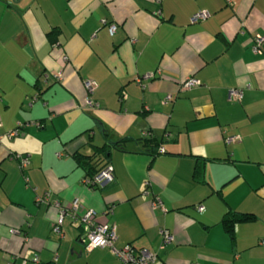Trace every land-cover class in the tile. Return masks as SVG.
<instances>
[{
  "label": "crops",
  "instance_id": "obj_1",
  "mask_svg": "<svg viewBox=\"0 0 264 264\" xmlns=\"http://www.w3.org/2000/svg\"><path fill=\"white\" fill-rule=\"evenodd\" d=\"M105 128L128 140L110 149L113 180L92 187L74 155ZM74 199L114 225L116 248L157 252L152 264H264V0H0V264H123L87 250L69 216L54 232L53 201ZM227 212L256 218L230 237Z\"/></svg>",
  "mask_w": 264,
  "mask_h": 264
},
{
  "label": "built area",
  "instance_id": "obj_2",
  "mask_svg": "<svg viewBox=\"0 0 264 264\" xmlns=\"http://www.w3.org/2000/svg\"><path fill=\"white\" fill-rule=\"evenodd\" d=\"M208 12L206 11H197L192 16V20L196 21L198 19H203L208 16ZM115 25H110L109 31L113 33L115 31ZM254 49L258 50L260 42L262 41V37L258 36L255 39ZM152 76V73H147L145 77ZM57 77H61V73L57 75ZM84 87L88 93L92 92L97 83L93 80L87 79L83 81ZM200 84V81L194 77H189L183 82L184 88H190L193 86H197ZM170 97V96H169ZM242 97V90L239 88H232L229 91V99L232 101L240 100ZM85 103L88 107H94L97 103H95L89 96L85 98ZM23 123H18V126H24ZM17 134V129H14L8 132V137L14 136ZM145 132L143 136H146ZM239 140V137H228L226 141H236ZM160 152H163V148L160 149ZM15 158L19 160V167L21 169L25 168L29 162L27 156L15 155ZM114 178L113 167L110 164L105 165L101 168L97 173L92 176H88L86 178L87 185L92 187H102L107 183L111 182ZM38 202L48 201V197L37 198ZM53 205L58 209V215L53 223V230L56 233H62V224L65 217L69 216L72 219L79 221L80 225L83 228V243L87 250H91L95 247H103L109 246L113 249V251L117 254V256L121 259L123 264H152L155 262L157 258V252L150 250L148 248H139L137 249L131 243L124 245L121 248H116L114 246V242L116 240L115 227L113 224L108 222H99L96 220V212L94 209H87L82 215L78 213L79 209V201L78 199H74L70 205L62 206L58 201H53ZM157 206H162L161 203L156 204ZM197 208L199 210L203 209L202 205H198ZM13 232H18V229H13ZM162 236L164 242H170L174 239V236L168 231L162 230ZM37 257L34 258V261H37ZM57 260V255L54 257ZM8 264H15L12 261L8 262ZM24 264V261L23 263Z\"/></svg>",
  "mask_w": 264,
  "mask_h": 264
},
{
  "label": "trees",
  "instance_id": "obj_3",
  "mask_svg": "<svg viewBox=\"0 0 264 264\" xmlns=\"http://www.w3.org/2000/svg\"><path fill=\"white\" fill-rule=\"evenodd\" d=\"M109 135H110L109 131L106 128L103 129V139L105 141L101 146H94V152L90 155H86L82 153H76L74 155L77 163L82 167L87 168L88 170L87 173L89 174V176L94 175L105 165L109 164L107 162V159L109 157V152L111 148L122 149L124 144L128 140L127 138L110 139L108 138ZM152 141L153 140H151L149 136H143V140H141L140 143L143 146H148V144H151ZM14 156L15 154L12 155L13 158H15ZM93 161H95V163ZM196 170H198V166L196 167ZM255 218H256L255 215L252 213L227 212L222 218L221 222L224 228L226 229V231L228 232V234L230 235V237H233L234 227L237 223L247 222L250 220H254Z\"/></svg>",
  "mask_w": 264,
  "mask_h": 264
},
{
  "label": "water",
  "instance_id": "obj_4",
  "mask_svg": "<svg viewBox=\"0 0 264 264\" xmlns=\"http://www.w3.org/2000/svg\"><path fill=\"white\" fill-rule=\"evenodd\" d=\"M83 238H84V236H83ZM82 241H83V239H82Z\"/></svg>",
  "mask_w": 264,
  "mask_h": 264
}]
</instances>
